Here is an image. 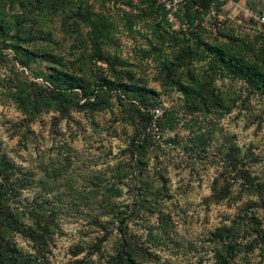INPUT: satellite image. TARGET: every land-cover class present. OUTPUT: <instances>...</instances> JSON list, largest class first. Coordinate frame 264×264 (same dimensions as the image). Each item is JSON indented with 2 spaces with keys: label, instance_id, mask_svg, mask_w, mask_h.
<instances>
[{
  "label": "rangeland",
  "instance_id": "374dc122",
  "mask_svg": "<svg viewBox=\"0 0 264 264\" xmlns=\"http://www.w3.org/2000/svg\"><path fill=\"white\" fill-rule=\"evenodd\" d=\"M252 1L0 0L2 262L112 264L122 220L132 264H264V93L207 49L264 71Z\"/></svg>",
  "mask_w": 264,
  "mask_h": 264
},
{
  "label": "trees",
  "instance_id": "16d2710c",
  "mask_svg": "<svg viewBox=\"0 0 264 264\" xmlns=\"http://www.w3.org/2000/svg\"><path fill=\"white\" fill-rule=\"evenodd\" d=\"M232 2H235L236 0H229ZM192 5H203L204 8L206 6L205 0H191ZM222 5V4H221ZM1 27V26H0ZM1 30V28H0ZM207 49L211 51V55H213V60L215 59L217 63H219V66L222 68L227 69V71L233 75L234 77L239 78L244 83L249 84L253 86L257 90H261L264 93V71L260 70L259 68L255 67V65H248L246 62L243 61L241 58H236L234 56H228L225 55L223 52L217 50V49H211V47L207 46ZM176 68L186 67V63L184 59H179L175 63ZM63 77H66L64 74H59ZM62 83L66 84V80L63 78L60 80ZM67 85V84H66ZM69 85V84H68ZM106 89L111 90L114 88V84L110 82H106ZM70 88H73V86L70 85ZM120 89H123L127 92H133L137 93L140 91H145L144 89H141L140 87L134 86V85H119ZM63 89H66L65 86ZM149 91V90H148ZM258 186H255L257 188ZM261 191H264V188H260ZM261 193V192H260ZM260 203L258 204V207L264 212V197H260ZM1 223V220H0ZM122 220L119 221L117 230L120 234L121 238V246L120 249L116 252L114 261L112 264H132V260L130 259V255L128 251L126 250V242L124 238V231L121 227ZM235 245L234 243H232ZM232 249V247L230 248ZM7 254V258H4V261H1L0 258V264H15V260L9 252H5ZM11 261L13 263H11Z\"/></svg>",
  "mask_w": 264,
  "mask_h": 264
},
{
  "label": "built area",
  "instance_id": "2783aa9c",
  "mask_svg": "<svg viewBox=\"0 0 264 264\" xmlns=\"http://www.w3.org/2000/svg\"><path fill=\"white\" fill-rule=\"evenodd\" d=\"M225 1L228 0H205V16L211 24H219L221 22L222 16L220 14V7ZM156 2L161 5L166 12V18L171 22L174 19V13L177 11V8L183 6L186 3V0H156ZM185 27L186 22L182 21L180 28L184 30Z\"/></svg>",
  "mask_w": 264,
  "mask_h": 264
},
{
  "label": "crops",
  "instance_id": "0c3cea01",
  "mask_svg": "<svg viewBox=\"0 0 264 264\" xmlns=\"http://www.w3.org/2000/svg\"><path fill=\"white\" fill-rule=\"evenodd\" d=\"M252 0H236L235 2L232 1H226L223 3L220 7V13L227 12L228 10H231L232 8H236L239 11L245 12L246 9L249 7L250 4H252Z\"/></svg>",
  "mask_w": 264,
  "mask_h": 264
}]
</instances>
